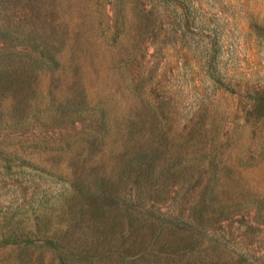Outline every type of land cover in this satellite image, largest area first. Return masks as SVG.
Wrapping results in <instances>:
<instances>
[{
    "label": "rangeland",
    "instance_id": "obj_1",
    "mask_svg": "<svg viewBox=\"0 0 264 264\" xmlns=\"http://www.w3.org/2000/svg\"><path fill=\"white\" fill-rule=\"evenodd\" d=\"M51 7L78 50L88 99L113 119L143 97L160 100L166 133L187 142L192 181L129 170L119 178L110 144L95 151L84 141L86 119L54 118L39 92L34 103L45 110L36 120L7 126L13 115L4 101L0 264H264V0ZM135 80L146 84L142 91ZM93 155L132 199L129 208L88 200L94 182L75 165ZM206 179L221 181L225 197L240 204L198 210L194 185ZM29 252L22 263L19 253Z\"/></svg>",
    "mask_w": 264,
    "mask_h": 264
},
{
    "label": "trees",
    "instance_id": "obj_2",
    "mask_svg": "<svg viewBox=\"0 0 264 264\" xmlns=\"http://www.w3.org/2000/svg\"><path fill=\"white\" fill-rule=\"evenodd\" d=\"M51 4L52 0H0V107L7 101L13 115L4 124L24 127L34 122L35 116L45 110L34 103L36 94L43 92L48 102L46 108L53 112L54 118H73V124L86 119L90 130L83 133V138L89 147L96 151L110 144L112 159L122 163L119 178L129 170L150 180L181 174L192 181L187 142L166 133L160 100L143 97L140 105L113 119L101 101L88 99L81 81L78 50L68 41L63 22L57 21ZM136 81L133 90L140 92L146 84ZM195 158L192 157L195 162L192 167L199 164ZM76 161L75 167L94 182V186H89L95 192L88 197L90 202L97 200L104 208L112 200L122 201L123 207L132 205V199L120 193L119 180L111 172L98 169L96 155L79 157ZM195 183L193 194L198 199L195 206L200 211L223 210L240 204L225 197L221 181L206 179ZM19 256L28 263L32 254L19 253Z\"/></svg>",
    "mask_w": 264,
    "mask_h": 264
}]
</instances>
